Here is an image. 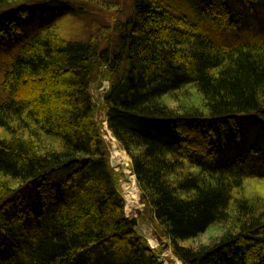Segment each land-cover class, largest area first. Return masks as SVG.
Returning a JSON list of instances; mask_svg holds the SVG:
<instances>
[{
	"label": "trees",
	"instance_id": "1",
	"mask_svg": "<svg viewBox=\"0 0 264 264\" xmlns=\"http://www.w3.org/2000/svg\"><path fill=\"white\" fill-rule=\"evenodd\" d=\"M193 1L133 0L111 38L74 41L46 21L63 16L54 0H0V64L14 52L0 65V264H163L126 217L93 103L102 80L108 129L174 256L264 264V138L251 124H264V38L209 33H260L264 0H209L199 21Z\"/></svg>",
	"mask_w": 264,
	"mask_h": 264
},
{
	"label": "rangeland",
	"instance_id": "2",
	"mask_svg": "<svg viewBox=\"0 0 264 264\" xmlns=\"http://www.w3.org/2000/svg\"><path fill=\"white\" fill-rule=\"evenodd\" d=\"M209 0H195L193 3L195 4L194 7H187L185 11L188 15H192V18L194 20L199 21L201 18V11L206 8V2ZM133 0H54V5L63 7L64 10H62V15L60 16L59 13L57 14V11L55 13V19L52 18L46 19L47 22L52 23L56 21L55 29L60 30L63 35H65L67 38L72 40H82L87 41L90 39H97L101 40L102 37L110 36L112 35L116 30L117 25L125 24L127 19L130 18L131 15V3ZM175 9L178 8V5L174 6ZM173 8V13H175V10ZM61 12V11H60ZM49 15V12H47ZM205 19H207L203 13H201ZM262 21L264 22V17L262 18ZM51 23V24H52ZM36 25L40 26L41 23H36ZM43 23L40 28V30L43 28ZM50 27V25H47ZM36 31V29H34ZM208 32V29L206 30ZM114 32V33H113ZM209 33L212 35V37L220 42L221 44H235L241 40L246 41V39H249L251 41L259 40L261 37L264 38V29L260 31V33H257L255 31H252L248 27L245 26L244 29L236 30L235 31H215L214 29L209 28ZM239 33V34H238ZM238 34V35H237ZM116 37V35H115ZM105 41V40H104ZM105 44V43H103ZM102 44V47H103ZM1 67L4 68L7 63L11 60L12 56L14 55V52L8 49L5 54L1 53ZM1 70V69H0ZM1 72V71H0ZM2 80V75H0V83ZM101 87L95 85L93 87L92 93H93V103L96 104V106L99 108V125H101V131L103 137L105 136L103 128V122L106 119L105 109H104V103H103V95L104 93H107L109 91V88L111 86L110 81L102 80L101 81ZM4 99L3 93L0 86V102ZM101 121H103L101 123ZM251 124H254V127L261 128L260 129V135L264 138V124L260 121L251 122ZM108 126V125H107ZM244 130L243 134V143L242 146L245 144H249V138L247 135V131L250 129L245 125L242 127ZM247 130V131H246ZM110 132V131H109ZM245 135V137H244ZM114 137V136H113ZM115 138V137H114ZM105 139V138H103ZM116 140V139H115ZM117 142V140H116ZM255 144L256 141H253ZM263 142L261 139L259 141V145ZM247 144V145H248ZM117 145L120 148V145L117 142ZM121 150V148H120ZM123 151V150H121ZM125 152V151H124ZM109 157H110V164L111 167H113V170L116 174V178L118 179V188L120 189L122 198L125 202V212L126 217L132 219H136L139 217V223L136 228L138 233L141 237H143L146 241H148L149 246L152 250L158 251L160 253L159 262H162L163 264H183L182 261H179L173 254V251L170 249H165V245L168 244V240H163L162 243H159V241L155 238L154 232L159 234V229H156V224L151 223L149 215L145 214L144 212V205L142 204V198L140 194L139 187H137L136 184V177L132 175V171L129 169L131 166V159L129 156H127L126 152L125 155L128 157V165L126 167L119 161H115L112 159L111 152L108 150ZM116 163L118 166H116ZM133 167V166H132ZM122 175V177H121ZM135 182L136 188L138 189L137 198L138 201V207L136 210L130 211V209H127V200L125 199V193L126 189L132 185V183ZM127 187V188H126ZM252 191V189H250ZM144 219V220H142ZM142 220V221H141ZM218 233L216 231H212L210 233L204 234L201 236L200 239L195 241V245H201L202 244H208L211 240V237L214 235L216 236ZM151 241L154 242V245L151 244Z\"/></svg>",
	"mask_w": 264,
	"mask_h": 264
},
{
	"label": "bare ground",
	"instance_id": "3",
	"mask_svg": "<svg viewBox=\"0 0 264 264\" xmlns=\"http://www.w3.org/2000/svg\"><path fill=\"white\" fill-rule=\"evenodd\" d=\"M104 121L105 122L101 121V123L103 122V124H102L103 129L102 130L105 133V136H104L105 139L104 140H105L107 147L110 148L109 150L111 152L112 159L115 161L121 162L126 167V165H128L129 159L125 155V152L120 150L119 146L117 145L115 138L109 132V129L107 126L108 125L107 120L105 119ZM135 186H136V184H135V182H133L132 185H130V187H128V188L126 187L127 189H126V193H125V199L127 200V204H128L127 209H130V211H133V212L138 207V201H139V199L137 198L138 189ZM151 244L154 245V242L151 241Z\"/></svg>",
	"mask_w": 264,
	"mask_h": 264
},
{
	"label": "water",
	"instance_id": "4",
	"mask_svg": "<svg viewBox=\"0 0 264 264\" xmlns=\"http://www.w3.org/2000/svg\"><path fill=\"white\" fill-rule=\"evenodd\" d=\"M106 146H107V145H106ZM109 149H110V148L108 147V150H109ZM116 166H118L117 163H116ZM129 169L132 171V170H133V167L130 166ZM154 234H155V238L159 241V243H162L163 240H162V237L160 236V234H158V233H156V232H154ZM169 247H170V245H169V244H166L164 248H165V249H168Z\"/></svg>",
	"mask_w": 264,
	"mask_h": 264
}]
</instances>
